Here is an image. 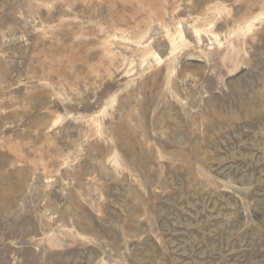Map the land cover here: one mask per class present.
Wrapping results in <instances>:
<instances>
[{
  "label": "rangeland",
  "instance_id": "obj_1",
  "mask_svg": "<svg viewBox=\"0 0 264 264\" xmlns=\"http://www.w3.org/2000/svg\"><path fill=\"white\" fill-rule=\"evenodd\" d=\"M0 264H264V0H0Z\"/></svg>",
  "mask_w": 264,
  "mask_h": 264
}]
</instances>
